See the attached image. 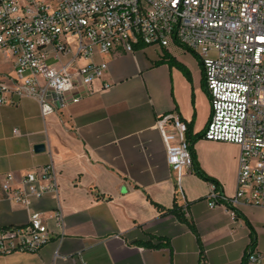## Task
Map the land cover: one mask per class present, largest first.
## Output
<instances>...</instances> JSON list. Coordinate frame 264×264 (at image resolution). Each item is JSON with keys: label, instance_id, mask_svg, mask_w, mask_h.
<instances>
[{"label": "crops", "instance_id": "obj_1", "mask_svg": "<svg viewBox=\"0 0 264 264\" xmlns=\"http://www.w3.org/2000/svg\"><path fill=\"white\" fill-rule=\"evenodd\" d=\"M92 59L107 61V70L80 102L46 116L29 96L0 105V176L18 179L53 160L67 225L61 243L0 255V264H245L251 246L264 264V206L211 208V181L167 162L157 122L175 114L187 134L202 135L193 144L197 165L224 195L237 191L241 147L203 137L212 107L199 57L172 41ZM39 143L44 150H35ZM54 205L48 195L32 208ZM27 219L26 207L0 196L4 225Z\"/></svg>", "mask_w": 264, "mask_h": 264}, {"label": "built area", "instance_id": "obj_2", "mask_svg": "<svg viewBox=\"0 0 264 264\" xmlns=\"http://www.w3.org/2000/svg\"><path fill=\"white\" fill-rule=\"evenodd\" d=\"M172 41L203 65L212 107L203 137L241 147L236 193L226 196L211 182L209 206H264V0H0V52L12 63L11 73L0 72V105L29 96L44 116L57 112L80 102L104 75L107 61L93 60L96 53ZM82 58L88 61L80 63ZM157 127L169 165L180 172L192 167L188 123L164 114ZM48 195L55 201L51 210L32 208ZM0 196L28 209L23 224L0 220V255L37 252L64 240L53 160L18 179L1 175ZM246 254L247 264L263 259L255 246Z\"/></svg>", "mask_w": 264, "mask_h": 264}, {"label": "trees", "instance_id": "obj_3", "mask_svg": "<svg viewBox=\"0 0 264 264\" xmlns=\"http://www.w3.org/2000/svg\"><path fill=\"white\" fill-rule=\"evenodd\" d=\"M139 45H143L142 43H139L137 44L136 46H139ZM202 137V135H197L195 137L191 136L190 134H187V139L191 142V151H192V155H193V170L202 178L206 179V180H209L211 182H215L217 184V188L220 190V185L219 183L211 176H209L208 174H206L196 163V159H195V154H194V149H193V144L194 142L198 139ZM232 207V206H230ZM172 212L173 213H176L177 215L181 216L182 217V212H180V208L178 207H174L172 209ZM183 218V217H182ZM255 243V240H253V244ZM248 262V255L246 254L245 255V264H247Z\"/></svg>", "mask_w": 264, "mask_h": 264}, {"label": "rangeland", "instance_id": "obj_4", "mask_svg": "<svg viewBox=\"0 0 264 264\" xmlns=\"http://www.w3.org/2000/svg\"><path fill=\"white\" fill-rule=\"evenodd\" d=\"M0 70L11 71V60L0 52Z\"/></svg>", "mask_w": 264, "mask_h": 264}, {"label": "water", "instance_id": "obj_5", "mask_svg": "<svg viewBox=\"0 0 264 264\" xmlns=\"http://www.w3.org/2000/svg\"><path fill=\"white\" fill-rule=\"evenodd\" d=\"M45 149V145L43 143H39L35 145V150L36 151H42Z\"/></svg>", "mask_w": 264, "mask_h": 264}]
</instances>
